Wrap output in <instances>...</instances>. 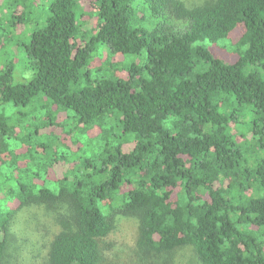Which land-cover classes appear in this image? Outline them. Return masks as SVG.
<instances>
[{"label": "trees", "instance_id": "1", "mask_svg": "<svg viewBox=\"0 0 264 264\" xmlns=\"http://www.w3.org/2000/svg\"><path fill=\"white\" fill-rule=\"evenodd\" d=\"M0 1L21 8L0 55L18 29L32 73L0 61V264L34 206L58 225L44 264H101L120 217L139 264H264V0ZM236 26L234 63L201 44Z\"/></svg>", "mask_w": 264, "mask_h": 264}, {"label": "rangeland", "instance_id": "2", "mask_svg": "<svg viewBox=\"0 0 264 264\" xmlns=\"http://www.w3.org/2000/svg\"><path fill=\"white\" fill-rule=\"evenodd\" d=\"M49 1L39 0L40 7L38 6V9L40 8V11L45 10ZM85 1H81V6L84 8V12H87ZM181 1L188 7L202 3V0ZM20 12L21 8L4 6L2 5V1H0V26L4 25V22L10 15H18ZM8 31L6 29L5 32ZM13 33L14 37L18 39L16 41L22 39V36L19 37L20 31L18 29ZM241 33V26H236L226 39L217 44H211L207 40H203L201 44L224 63L231 64L237 60L235 44ZM16 41H12L13 46L11 44V46L6 48L4 54L0 55V61L2 63L5 59L13 57L16 63L13 81L15 83L25 84L32 78V73L24 71L25 56L23 47L16 43ZM22 42H24L23 39ZM126 60L130 62L137 61L133 56L127 57ZM254 68L258 70L257 67ZM251 69H253V66H251ZM250 120V114L246 113L240 129L245 130ZM64 171V167L59 168L54 176H62ZM51 178L54 179L53 177ZM57 232L58 225L56 224L55 215L52 211L42 206L18 210L11 222L10 237L3 258V264H44L49 243ZM136 236V221L128 218H118L114 230L100 241V246L103 251V262L101 264H139L137 257L134 255ZM156 262L158 264H164V262L167 264H197L191 251L188 249H180L164 255L159 260H156Z\"/></svg>", "mask_w": 264, "mask_h": 264}]
</instances>
